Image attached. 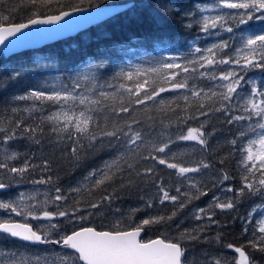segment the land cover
I'll return each mask as SVG.
<instances>
[{
  "label": "snow or ice",
  "instance_id": "1",
  "mask_svg": "<svg viewBox=\"0 0 264 264\" xmlns=\"http://www.w3.org/2000/svg\"><path fill=\"white\" fill-rule=\"evenodd\" d=\"M53 3L61 7V0H18V8L12 11L28 8L32 15L26 23H10V16H0V45L29 26L58 24L71 13L83 11L79 7H70V11L61 10L56 15L42 14L40 9L50 7ZM130 7L136 8L137 5ZM158 7L171 18L178 6L162 4ZM108 14L109 10L105 9L93 16L66 23L63 28L70 30ZM156 18L159 20L158 13ZM253 21L259 23L253 24ZM194 26L203 35H196L193 41L188 42V53L160 57L147 68L143 65H130L127 70L120 68L111 77L112 81L118 82L115 85L107 80L102 81L101 69L105 68L103 59L90 60L86 67L67 76L65 80L57 76L54 84L43 83L39 87L29 88L23 95L11 97L12 101L33 103L22 110L10 109L12 113L23 111L27 116L15 119L11 128L0 127V133H3L0 140L4 145L17 139L41 145L47 127L48 134L55 138L50 143L61 146L69 144L68 154L76 161L83 158L86 150L95 149L97 144L103 147L106 141L117 152L112 159L92 169L76 187L65 190L50 174L51 161L41 159L36 163L33 154L27 156L20 166H10L26 154L4 148L0 153V171L7 178H0V190L24 182L27 174L37 170L39 179H33L31 183L50 187L43 193L36 188L30 193L18 192L14 197L0 199V211L5 213V216L0 217V235L25 242L15 250L0 248V264H256L245 248L264 253V81L258 83L248 73H264V0H212L210 4H196L193 9L183 13V27L192 29ZM224 32L233 35L224 39L221 36ZM236 32L240 33L239 37L235 35ZM209 37L218 39L201 48L199 42ZM237 40L239 46L233 43ZM3 72L7 75L0 73V90H6L10 83L24 76L23 71L17 69L4 68ZM197 81H208L209 84L201 87ZM245 85L250 90L242 95ZM168 92L180 95L165 98L163 94ZM180 100H183V104ZM45 105H51L54 110L44 115ZM149 105H155L156 111L165 119L169 112L179 110L183 115L178 116L175 122L181 125L201 117L204 120L199 127H188L186 134L177 135L175 140L165 131L153 135L151 129L155 117L146 116V121L153 123L149 124V131H144L141 125L146 121L134 115L138 107L146 113L150 112L152 109ZM37 113L40 114L39 122L27 124L26 120L37 119ZM215 114H223L227 124L237 126L234 138L228 143L240 155V186L232 187L230 182L233 177L221 167L213 187L233 193V197L222 199L213 195L207 208L195 210L194 219H206L209 224L219 225L214 218V209L232 210L246 194L260 199V203L254 204L245 217H240L244 234L248 233L255 217H260L255 220L253 239L240 246L232 243L222 245L238 254L231 259L223 255L209 259L206 253L200 259L194 254L195 249L188 246L191 242H207L208 237H202L201 234L208 225L179 231L177 237L167 242L159 238L147 241L141 239L146 227L169 225L193 199L208 194L207 185L203 181H195L188 174L211 169L213 163L201 159L194 166L186 167L183 162H170L178 159V155L173 153L168 157V153L170 145L177 141H195L206 150L208 139L214 131L206 133L204 129L209 123L208 118ZM170 123L173 121L167 124L164 119L160 121L162 129H167ZM113 141L116 143L113 144ZM145 152L148 154L145 155ZM146 161H152L153 166L141 167V162ZM219 163L223 165L224 161L220 160ZM156 165L175 170L178 177L187 180L190 189L181 192L177 187V195H172L162 182L156 184L159 203L172 202L176 205L170 215L149 216L135 223L132 216L141 209H132L127 218V228L119 220L107 230H98L94 225L84 226V222L91 223L102 208L111 205L117 198L118 190L131 189L137 182H144L145 178L155 182ZM115 184H119V189L113 188L112 192H107V186ZM95 190H103L106 194L96 201L72 199L69 203L71 194L80 196L82 192H87L91 195ZM40 195H43V199L38 198ZM144 203L146 208L153 207L152 199ZM13 214L26 222H16L12 218ZM28 218L46 221L47 224L34 229L27 222ZM60 220L71 227L65 230L61 223L53 222ZM214 239L220 244L222 235L218 233ZM38 245L54 247L34 251L33 246ZM57 247L60 251H55Z\"/></svg>",
  "mask_w": 264,
  "mask_h": 264
},
{
  "label": "trees",
  "instance_id": "2",
  "mask_svg": "<svg viewBox=\"0 0 264 264\" xmlns=\"http://www.w3.org/2000/svg\"><path fill=\"white\" fill-rule=\"evenodd\" d=\"M129 1H133L137 7H130L74 36L11 56H4L0 53V66H3L0 73L7 75V73L3 72L4 68L22 70L24 73V76L19 81L10 83L6 90H0V121H2L0 127L11 128L14 126L15 119L27 116V113L23 111L12 113L10 111L11 108L22 110L30 107L33 103L32 101H12L11 97L23 95L29 88L39 87L43 83L54 84L57 76L65 80L67 76L86 67L90 60L99 61L103 59L105 68L101 69L102 81L107 80L115 85L118 82L112 81L111 77L120 68L127 70L130 65H143L147 68L151 66L153 60L160 57L178 56L181 53H188L190 48L188 42L193 41L196 35L203 34L199 33V28L196 26L192 29L183 27V13L186 10L193 9L196 4L212 3V0H61V7L53 3L50 7H42L40 11L44 15H51L59 13L61 10H69L70 7H94L108 3ZM162 4H175L178 6L174 9V14L171 18L165 15L162 9L158 7V5ZM145 5H150L151 7H144ZM14 8H18V0H0V16H10V23L26 22L32 15L28 8L12 11ZM157 13L159 14V20L156 18ZM251 23L258 24L259 22L253 21ZM239 34V32L235 33L237 37H239ZM231 35L233 34L221 33L224 39H228ZM214 39L218 38L212 37L209 42H207V39L202 40L199 42V46L204 48L212 43ZM233 43L239 46L238 40ZM189 58L192 57L189 56ZM220 67L223 68L225 66ZM248 76L254 77L258 83L264 81V73L259 71L250 72ZM197 82L201 87H206L209 84L208 81ZM249 90V86L245 85L242 95ZM176 95L180 94L172 92L163 94L165 98H172ZM237 102L239 103V101ZM180 103L183 104V100H180ZM148 107L152 109L148 113L138 107L134 114L135 117L146 121L147 115L154 116V126L151 129L153 135L165 131L174 140L177 135L186 134L188 127H199V124L204 120L201 117L199 120H190L186 125H181L175 122L178 116L183 115L179 110L175 113L169 112L165 119L164 116L156 111L155 105H149ZM49 110H54V108L51 105H45L43 114L47 115ZM192 114L195 115V113ZM236 114L240 113L237 112ZM39 115L37 113L36 120L28 119L26 123L29 125L38 123ZM162 119H164L166 124L169 121H173V123H170L167 129H162L160 124ZM208 119L209 123L206 124L204 131L206 133L214 131V134L208 139L206 150H203L195 141H177L170 145L168 153V157H171L173 153L178 155V159L170 162H183L186 167L194 166L195 162L201 159L213 163L214 166L211 169L203 170L201 173L188 174L195 181H203L207 185L208 194L201 196L200 199H193L183 210L178 212L169 225L146 227L142 239L149 240L160 237L167 241L177 237L179 231L184 229L191 230L201 225H208L207 230L201 234L202 237H208L207 242H191L188 246L195 249L194 254L200 259L204 258V253L207 254L209 259L221 255L231 259L238 254L224 248L222 245L232 243L240 246L253 239L252 232L255 227V220L260 219V217H255L253 223L249 225L247 234L243 233V221L240 217H245L254 204L260 203V199L249 197L246 194L237 207L232 210L221 211L214 209V218L219 222V225L209 224L206 219L201 221L194 219L195 210L197 208H207L212 201L213 195L220 196L222 199L233 197V193L223 192L220 187H213V182L216 181L221 167L233 177L230 182L231 186L234 188L240 186L241 171L238 167L240 155L238 152H234L233 147L228 143L234 138L237 126L227 124L223 114L211 115ZM152 123L146 121L141 127L144 131H149V124ZM48 133L49 130L46 127L41 145H35L26 139L13 140L4 145L3 141L0 140V153H2L4 148H8L9 151L26 154L22 155L21 159L13 161L10 166H20L27 156H32L33 154L36 156L34 161L36 163H39L41 159H48L51 161L52 172L50 174L53 179L57 181L62 189L67 190L76 187L92 169L98 168L104 161L112 159L117 152V149L109 147L106 141L103 147L97 144L95 149L86 150L83 158L76 161L68 154L70 145L61 146L50 143L55 138ZM0 136H3V133H0ZM112 143L115 144L116 142L113 141ZM144 154L147 155L148 153L145 152ZM220 160L224 161L223 165L219 163ZM129 162L131 163L132 161L130 160ZM151 166H153L152 161L141 162V167ZM155 171L156 176L153 178L155 182L145 178L144 182H137L131 189L118 190L117 198L113 200L111 205L102 208L100 214L94 216L91 223L84 222V226L94 225L98 230L101 228L107 230L119 220L127 228L129 225L127 218L132 209H141V211L136 212L132 216V220L135 223H139L140 220L149 216L170 215L176 205L172 202L159 203L156 184L162 182L166 189L170 191V194L177 195L175 191L177 187L181 189V192L190 191L188 182L184 178L178 177L175 170L168 169L162 165H156ZM39 176V170L29 173L25 176L24 182L14 183L6 191L8 194H17L20 191L30 193L38 188L43 193L50 186L33 185L31 183L33 179H39ZM0 178H7L2 171H0ZM113 188L119 189V184L107 186V192H112ZM191 191L195 192L194 189ZM104 194L106 193L103 190H95L91 195L87 192H82L80 196L71 194L69 203H71L72 199H81L83 202L96 201ZM38 198L43 199V195ZM149 199L153 200L152 208L145 207L144 201ZM116 209H119V212H116ZM19 219L25 221L23 218ZM53 222L61 223L62 229L65 230L71 227V225L62 220ZM177 225H179V229H177ZM218 233L222 235L220 244H217L214 239ZM21 244L24 243L0 235V248L15 250ZM46 248L50 249L49 246H33L34 251L37 249L44 251ZM245 251L250 252L256 264H264V253L248 248H245ZM189 255H193V253H189Z\"/></svg>",
  "mask_w": 264,
  "mask_h": 264
},
{
  "label": "water",
  "instance_id": "3",
  "mask_svg": "<svg viewBox=\"0 0 264 264\" xmlns=\"http://www.w3.org/2000/svg\"><path fill=\"white\" fill-rule=\"evenodd\" d=\"M131 4L132 3H128L127 5L122 6V5H117L116 3H108L94 7H79L82 8L83 11L71 13L68 17H65V19L63 21H60L58 24L33 25V26H29V28L27 29H22L20 33H17L15 36L8 37L5 43L3 45H0V52L5 53L4 55L7 56L21 51L37 49L45 45L54 43L56 41L62 40L64 38L74 36L78 34L80 31H84L89 27L98 24L103 20L119 13L125 6ZM105 9L109 10L108 15H101L99 16L98 19H95L90 23L80 24L79 26H76L70 30H64L63 28V26L66 23L75 22L80 17L93 16L95 14L102 12ZM65 11H70V9ZM56 14H51V15H56ZM46 30H50V31H46ZM143 234L144 232L141 233V239ZM154 239H158V238H154Z\"/></svg>",
  "mask_w": 264,
  "mask_h": 264
},
{
  "label": "rangeland",
  "instance_id": "4",
  "mask_svg": "<svg viewBox=\"0 0 264 264\" xmlns=\"http://www.w3.org/2000/svg\"><path fill=\"white\" fill-rule=\"evenodd\" d=\"M232 11H234V10H232ZM211 38L212 37L207 38V40H208L207 42H209V40H211ZM20 192H26V191H20ZM12 195L16 196L17 194H8L6 190H0V199L9 198ZM3 216H5V213L3 211H0V217H3ZM12 218H13V220L19 221V222H22V223L26 222V221L20 220L19 218H21V217H16L14 214H13ZM27 222L30 223L34 229H36L38 227H41L42 225L47 224L46 221H37V220H32L31 218H28ZM56 249H57V251H60V249L58 247Z\"/></svg>",
  "mask_w": 264,
  "mask_h": 264
},
{
  "label": "bare ground",
  "instance_id": "5",
  "mask_svg": "<svg viewBox=\"0 0 264 264\" xmlns=\"http://www.w3.org/2000/svg\"><path fill=\"white\" fill-rule=\"evenodd\" d=\"M128 3H132L131 5H133L134 4V2L133 1H129V2H123V3H116L117 5H122V6H124V5H127ZM128 8H130V5H128V6H125L119 13H121V12H123V11H125V10H127ZM119 13H117V14H119ZM117 14H115V15H117ZM115 15H113V16H115ZM113 16H111V17H113ZM111 17H109V18H111ZM108 19V18H107ZM106 20V19H105ZM104 21V20H103ZM102 21V22H103ZM81 32V31H80ZM68 38V37H67ZM64 39H66V38H64ZM63 40V39H62ZM41 48V47H40ZM21 52H23V51H21ZM0 53H2V52H0ZM17 53H20V52H17ZM3 55L5 54V53H2ZM14 54H16V53H14ZM14 54H10V55H7V56H11V55H14ZM5 56V55H4ZM0 70H1V67H0ZM157 238H160V237H157ZM154 239V238H153ZM150 240V239H149ZM144 241H147V240H144ZM38 246H40V245H38ZM55 251H57V249H55Z\"/></svg>",
  "mask_w": 264,
  "mask_h": 264
},
{
  "label": "flooded vegetation",
  "instance_id": "6",
  "mask_svg": "<svg viewBox=\"0 0 264 264\" xmlns=\"http://www.w3.org/2000/svg\"><path fill=\"white\" fill-rule=\"evenodd\" d=\"M50 247V249L53 247V246H49ZM56 249V248H55Z\"/></svg>",
  "mask_w": 264,
  "mask_h": 264
}]
</instances>
